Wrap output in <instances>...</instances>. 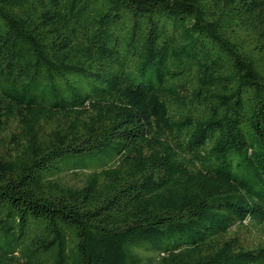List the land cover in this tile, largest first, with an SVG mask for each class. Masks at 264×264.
Wrapping results in <instances>:
<instances>
[{
  "label": "trees",
  "instance_id": "obj_1",
  "mask_svg": "<svg viewBox=\"0 0 264 264\" xmlns=\"http://www.w3.org/2000/svg\"><path fill=\"white\" fill-rule=\"evenodd\" d=\"M0 264H264V0H0Z\"/></svg>",
  "mask_w": 264,
  "mask_h": 264
}]
</instances>
